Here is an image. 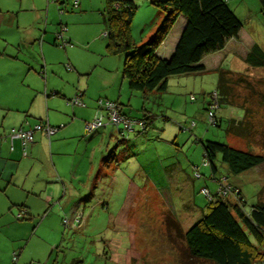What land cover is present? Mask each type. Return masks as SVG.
<instances>
[{"label":"rangeland","instance_id":"rangeland-1","mask_svg":"<svg viewBox=\"0 0 264 264\" xmlns=\"http://www.w3.org/2000/svg\"><path fill=\"white\" fill-rule=\"evenodd\" d=\"M61 1L0 0V133L8 127L4 122L7 109L14 110L13 114L28 111L33 124L54 112L57 122L50 123L64 128L67 123L63 118L69 116L71 120L79 108L69 102L83 90L86 115L99 110L97 101L103 98L120 103L134 120L147 117L149 125L142 132L137 122L134 131L124 135L116 126L108 125L99 129H105L106 135L90 141L91 136L83 137L85 132L68 138L54 161L50 160V167L56 164L58 168L50 175L41 167V160L37 163L30 157L6 156L10 145L0 138L5 144V151L0 153V264H185L184 259H189L185 257V242L178 227L169 221L176 216L186 231L211 203L202 186L216 192L202 141L248 149L241 136L228 133L227 119L214 125L206 118L203 97L208 100L214 91L217 74L173 75L168 91L146 100L123 76L125 56L107 53V27L102 15L105 0H81L78 7H74V0ZM134 1L137 10L131 33L138 39L150 26L161 23L165 11L154 3L157 0ZM226 1L243 21L263 18L259 0ZM34 4L37 6L32 10ZM35 11H41L40 16ZM62 26L67 28L64 34L71 39V47L59 45ZM250 28L247 21L246 29ZM42 38L53 46L47 53L51 62L43 68L38 61ZM232 57L229 55L223 67L240 71L239 61L234 63ZM69 59L73 68L86 73L67 70ZM83 83L89 84L88 90ZM104 83L111 87L110 93L101 90ZM100 111L106 121V111ZM96 116L93 113L90 121ZM102 155L114 162L113 167L99 163ZM217 164V175L221 176L225 169ZM8 166L14 169V183L29 196L23 205L30 215L24 218H17L23 212L18 206L22 202H9L2 192L3 183L11 177ZM258 169L264 178V164ZM196 170L201 177H195ZM261 179L258 173L228 181L243 183L249 208L258 201ZM67 186L75 190L65 191ZM9 214L21 224L16 226ZM17 244L21 246L12 247ZM17 251L15 263L13 254ZM256 264H264V259Z\"/></svg>","mask_w":264,"mask_h":264},{"label":"trees","instance_id":"trees-1","mask_svg":"<svg viewBox=\"0 0 264 264\" xmlns=\"http://www.w3.org/2000/svg\"><path fill=\"white\" fill-rule=\"evenodd\" d=\"M259 2L264 13V0ZM154 3L165 11V16L153 36L141 44L133 39L131 33L137 10L134 0H105L102 12L107 27V53L125 56L123 76L129 87L141 91L146 100L150 97L156 99L168 91V82L173 75L208 72L202 63L204 57L224 49L230 39H238L244 27V21L226 0H157ZM180 16L186 18V24L175 49L169 57H161L157 50ZM246 61L253 67H264V51L258 44L253 45L248 52ZM213 71L217 74L216 87L209 94L208 100L203 97L206 118L209 123L219 125L225 117L222 113L224 106L242 109V119H227L228 133L241 136L249 147L242 150L226 143L203 140L205 163L211 168L216 192L212 193L208 186L202 188H208L211 195H217L218 198L215 200V197L207 196L210 205L186 231L182 230L176 216L172 215L174 220L169 222L170 225L174 222L185 242V257H189L184 259L185 264L196 261L212 264H256L264 259V182L257 194L258 201L248 208L243 192L238 186L229 183L228 179L264 164V76L223 66ZM210 113H213V121L209 118ZM138 121L141 131L146 132L149 119L140 118ZM56 127L60 129V126ZM117 130L121 135L134 131ZM33 142L23 145L24 149ZM217 162L224 166L226 178L222 177L224 174L217 175ZM195 177H201L199 170L195 171ZM222 184L229 188L226 197L219 194ZM230 195L236 197L231 199ZM18 206L23 212L17 214V218L30 215L23 204ZM18 257L19 254H13L15 263Z\"/></svg>","mask_w":264,"mask_h":264},{"label":"crops","instance_id":"crops-1","mask_svg":"<svg viewBox=\"0 0 264 264\" xmlns=\"http://www.w3.org/2000/svg\"><path fill=\"white\" fill-rule=\"evenodd\" d=\"M80 1L81 0H79V5H80ZM22 6H24V5H22ZM31 6H33L31 9L34 10L35 6H37V5L34 4ZM259 7H260V12L263 15V18L259 19L257 17V18L251 19L252 17H250V19H247L246 21H244L245 22L244 27H243L238 39H230L224 49H222L221 51L215 52V53H211V54L204 57L202 63H204V65L206 66V68L209 71H213V70L223 66V63L229 57V55H233L232 58H234L233 59L234 63H235V60H238L240 63V68H241L240 71L248 72L251 75H263L264 76V67H253L250 64H248V62L246 61V56H247L248 52L251 50V48L253 47V45L258 44L261 47V49L264 51V13L261 11V6H258V8ZM0 12H2L1 8H0ZM35 12L37 14V17L40 16L41 11H35ZM247 21H249L251 23L250 30L246 29ZM185 24H186V18L184 16H180L178 18V20L176 21V23L174 24L173 28L171 29L170 33L168 34V36L164 40V42L158 48V50H157L158 55H160L161 57H169L173 53L175 46H176V43L179 39V36H180ZM158 25L159 24L155 23V25L150 26L145 31V33L143 32V34L141 35L140 38L134 39V40L138 44L146 42L154 34ZM64 38L69 42V44L63 45L62 43H60L59 45L63 48L71 47L70 46L71 45V43H70L71 39L66 38L65 34H64ZM43 41H44L43 38H42V40L40 39V51H39V57H38V61H39L40 66L42 68L45 66V64L48 65V63L51 62L50 57H48L47 53L53 49V46L51 45L50 42H48V41L43 42ZM71 62L72 61L69 59L65 65L66 69L67 70L68 69L77 70V68H73V66L71 65ZM229 69H232V68H229ZM232 70L237 71L236 69H232ZM77 72L79 74H83V73H86V70H79L78 69ZM82 85H83V87H86L87 90L89 89L88 83H83ZM123 86H124V83H123ZM102 87L105 89H101V90H103V91L106 90L107 93H110L108 88H111V87L109 85H107V83H104V85ZM81 92H82L81 100H82L83 104L78 105V104H72L71 102H69L73 108H75L77 106H79V108H76L74 110L71 120H70L69 116H65V118H63V120L66 121V123H67L65 125V127L62 129H59L54 135H52L50 137L45 136L40 132H39L40 134L36 132L34 142L32 144L28 145L27 148H25V149H24V146L22 145V142L20 141V139H14V141H13L14 148L11 149L10 138L7 137V134L9 133V131L13 127H19V126H23L26 129H30L35 124L40 123V122H44V121H45L44 123L47 122L50 125H52L51 123H55V121L57 122V120L53 119L54 116H52V115H54V112H52V115L49 114V117L47 116L46 119H43L41 117L38 118L36 120V122L33 124V123H30V121L28 120V118L30 117L28 111H25L22 114L21 113L20 114H13L14 110H12V112H9L10 109H7L9 113L8 112L6 113V116H7L6 120L7 121H4V122H5L6 126H8V127L6 129H4L3 134L0 133V136H3L1 139H3V141L9 142V145H10L9 150H11V153L8 150L6 156L10 155V157L14 156V158L19 157V156L30 157V159L37 160V163L39 160H41V163H42L41 167L45 171H47V173H49V175H50V174L55 173V171L58 170L56 164H53L52 168L50 167V160L54 161L55 154H57L58 150H61V145L63 143H65L68 138L74 137V135H81L84 132L85 133L83 134V137H85V136L90 137L91 136L88 141L96 138L97 135H101V136L106 135L105 129L101 130V131L99 129L106 127L108 125H111V124H107L103 127H100L99 129H97L95 131H92V132H89L87 130L86 124H87V122L90 121V119L93 118V113H94V115L95 114L97 115L96 117H98L99 115H102V113L100 111L101 108L98 105V101L96 100L97 105H98L97 108L99 110H97V109L92 110V112L89 113V115H86L84 108H83V107H88V104H86V102L83 99V97L85 95V90H83ZM150 99H151V97H150ZM47 102H48V100H47ZM91 103L92 102L89 101V104H91ZM3 110H4V112H6L5 109H3ZM123 111H124V113H126L125 110H123ZM30 112H31V109H30ZM11 113H12V115H11ZM222 113L225 116L223 119H228L230 117L242 119L243 114H244L242 109H240L238 107H232V106L224 107L222 109ZM53 126H55V125H53ZM90 133H91V135H90ZM110 137H113V134H111ZM244 142L247 146L248 145L247 142L246 141H244ZM250 144H252V143H250ZM252 146H253V144H252ZM4 149H5V144L0 143V153H3L5 151ZM257 149H258V147H257ZM54 150H56V151H54ZM52 151L54 152V155H53ZM93 153H94V151H92V156H93ZM8 160L10 161V159H8ZM99 160H100L99 163H102V164L105 163L110 167H113V165H114V162L112 160L104 157V155L99 157ZM43 162H44V164L46 163V165H43ZM258 167L259 166L251 168V169L243 172L242 174L234 176V179L237 178L236 181H238L240 179V177H242V175H245V174H247V175L249 174L250 177H256V175H258V173H259V175L262 178L261 179L262 181L260 183V186H261L264 182V178L262 177V174H260ZM8 168H9L8 174L10 171L12 178L10 177L11 179L9 178L8 181H5L3 183V185H4V191H2L3 194L7 196V199L9 202H16V203L22 202V204H23V202L27 203L28 200H26V198H25V197H29L28 194H26L27 191L20 190L18 185H16V183H14L15 182V178H14L15 175H14V171H13L14 169L11 168L10 166H8ZM257 171H259V172H257ZM222 177L226 178V174H224ZM229 178H232V177H229ZM236 181H234V182H236ZM232 184H234L235 186H238L240 188L241 192H243L244 197L246 196L245 190H244L243 185H242L243 183L237 182V183H232ZM31 186H34V185H31ZM68 189L71 192L73 190H75V189L72 190L71 187H68V186H67V188L64 187L65 191ZM31 190L33 191L35 189L32 187ZM23 193H24V195L26 194L24 196V199H19V200L16 199V197H18V195H21V194L23 195ZM49 197H51V196H49ZM37 199H39V198H37ZM24 207H25V205H24ZM8 216L14 222L13 216L11 214H9ZM193 222L191 224H193ZM15 224H16V226H18L21 223L16 222ZM188 227L186 229H188ZM16 246H21V245H19V244L15 245V246L12 245V247H16ZM0 248H1V245H0ZM22 249L23 248H21L19 251H21ZM19 251H17L18 254H19Z\"/></svg>","mask_w":264,"mask_h":264},{"label":"built area","instance_id":"built-area-1","mask_svg":"<svg viewBox=\"0 0 264 264\" xmlns=\"http://www.w3.org/2000/svg\"><path fill=\"white\" fill-rule=\"evenodd\" d=\"M78 4H79V0H74V6L77 7ZM62 27H63L62 32L58 34V38L61 39V43L63 45H66V44H69V42L64 38V31L66 30V27L65 26H62ZM106 34L107 32H104V35ZM81 96H82V92H79L78 95L71 100V103L82 105L83 102L81 100ZM98 105L102 110L106 111L107 120L104 121V116L99 115L94 120L87 122L86 128L89 132L95 131L99 129L100 127H103L107 124L114 125L118 129H122V130H132L134 129L133 128L134 124L139 122L137 120L130 118L126 114H124L121 104L118 103L117 101H111L108 99L100 98L98 99ZM209 118L211 121L214 120L213 113L209 114ZM120 125L122 126V128L119 127ZM58 129H59L58 127L52 126L47 122L46 123L40 122V123L35 124L30 129H26L23 126L13 127L7 134V137L10 138L11 149H13L14 139H20V141L22 142V145L25 146L27 143H31L34 141L36 132H40L43 135L50 137L54 135L58 131ZM2 137L3 136H0V138ZM201 191L206 196H209V198L212 197L210 190L208 188L203 187L201 188ZM228 191H229L228 187L224 186L223 184L220 185L219 194L224 196L228 194ZM236 191L239 192V190H236ZM67 221L68 220L64 219V222H67Z\"/></svg>","mask_w":264,"mask_h":264}]
</instances>
